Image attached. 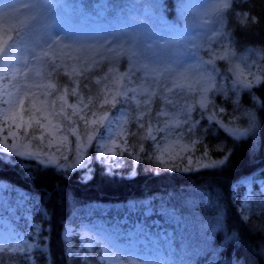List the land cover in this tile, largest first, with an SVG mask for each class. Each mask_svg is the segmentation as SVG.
<instances>
[{
    "label": "trees",
    "instance_id": "16d2710c",
    "mask_svg": "<svg viewBox=\"0 0 264 264\" xmlns=\"http://www.w3.org/2000/svg\"><path fill=\"white\" fill-rule=\"evenodd\" d=\"M63 5L55 6L56 1L45 5L44 21L42 24L28 22L25 27L29 44L38 42V33L43 27H57L69 19L75 28L80 25V9L96 21L89 19V30L79 34L73 47L79 45H95L101 39L117 38L125 48L134 49L141 64L153 63L156 67H171V62L178 58L181 63L198 59L207 60L206 48H213L216 52L221 49L218 44L210 43L213 37L218 36L220 25L214 23L216 16L207 14L218 0H62ZM0 3V33L15 36V29L20 27L14 13V6ZM39 7V6H37ZM65 7H68L66 10ZM102 9L104 10L101 15ZM233 9L236 12H249L259 18V23L252 26H241L231 10L225 12L227 17L225 30L231 34L230 51L236 55L232 63L217 60V67L224 76L230 79L216 78V85L228 90L227 96L221 93H210V99L218 105L214 111L222 107L223 120L234 122L236 126L243 124V118L234 120L245 109H250L256 115L262 127L254 137L246 140H234L217 124L205 118L200 119L197 125L199 146L209 152L213 162L223 159L227 153V161L222 165L205 168L199 172L178 173L170 172L162 167L153 158L154 147L148 156L140 151V146L153 144L150 140H140L143 129L135 122L139 111H132L126 116L128 149L119 158L121 166H109L106 161L99 159L98 152L93 146L84 157L77 160L74 155L76 140L68 131L69 121L61 115L52 116L61 123L70 140V148L64 154L61 164L56 167H46L38 162L12 158L0 164V182L9 184L13 194L18 190L25 192L29 198L26 203V213L20 208L18 226L25 232L39 233L37 242L42 240V250L46 259H34L29 264H80L76 257L67 253L68 244L63 238L67 226H77L96 216L98 208L108 209V220L122 219L129 211L132 202L151 200L153 214L147 218L149 222L158 221L172 231L177 239H187V259L190 264H264V205L261 207L259 188L256 186V199L253 201L251 213L245 219L240 209L245 189L239 185L243 178L254 175L255 178L264 177V109L259 105L253 107L247 90L241 89L233 95V73L237 65L248 64L259 70L264 63L261 59L264 54V0H234ZM215 29V31H214ZM225 44L229 41L225 39ZM113 48L119 45L113 43ZM194 54V55H193ZM96 57L95 53H90ZM101 61L99 68L83 75L73 73L70 78L64 72H72V67L82 62L70 56L57 54V64L63 67L53 71L51 64L43 65L40 69V78L44 84L53 83L56 89L45 97V88L33 87L24 99V118L34 126L32 133H38L36 121L42 114L36 109L47 107L52 110L51 101L57 96H64V88H68L65 96L68 105L77 103L78 97L71 94L75 87L72 80L80 82L77 89L87 103L91 96L93 105L96 104V93L103 92L105 81L100 84L95 80L108 72L111 66L108 59L96 57ZM130 62L127 57L114 65V71L121 74L128 70ZM210 68L211 66H206ZM232 71H228V69ZM52 73L48 77V73ZM140 73H138L139 75ZM114 76V72L112 74ZM85 76L88 77L85 80ZM24 82L25 78H20ZM89 84V89L84 84ZM256 96L264 101V86H255L252 89ZM189 102H194L196 96H190ZM239 100L241 109L233 111V100ZM47 100L48 104L43 102ZM157 103H159L157 101ZM183 103V101H181ZM79 105V104H77ZM93 105H90L92 110ZM157 104L152 105L153 116ZM61 107L67 111L60 99L56 100L55 111ZM120 107V105H119ZM126 107V106H125ZM171 108V106H169ZM111 109V108H108ZM112 110V109H111ZM202 111L197 107L193 117ZM69 117L84 131L83 122L78 116ZM164 120V117H160ZM145 123L148 117H145ZM155 124V120L152 121ZM135 132L136 136L131 133ZM223 148L225 152L219 149ZM134 159H129V153ZM67 157V159H65ZM80 166H77V164ZM131 166V168H130ZM237 195V201L234 196ZM13 202V200H12ZM264 204V203H263ZM167 208L177 221H169V216L159 214L160 207ZM171 214V215H172ZM35 225V228L33 227ZM236 239L230 244L232 238ZM76 245H78L76 241ZM13 253L1 251L0 259L4 264H12L9 259Z\"/></svg>",
    "mask_w": 264,
    "mask_h": 264
},
{
    "label": "snow or ice",
    "instance_id": "6c2138e0",
    "mask_svg": "<svg viewBox=\"0 0 264 264\" xmlns=\"http://www.w3.org/2000/svg\"><path fill=\"white\" fill-rule=\"evenodd\" d=\"M233 3L234 0H218V2L215 3L207 13L216 16V20L213 22L220 25L218 36L211 38L209 42L218 44L221 51L216 52L213 48H206L205 54L208 55L209 58L206 61L201 60L191 69H186L182 72H177L167 66L158 68L151 62L141 64L138 59H133L137 56V52L134 49L125 48L117 38L108 40V38L105 37L95 45L82 44L73 47L71 45H65L61 40L49 36L44 40L43 44L32 42L30 45L25 27L29 20L35 19V17L26 18L24 21H21L20 27L15 29V36L11 34L0 35V73L3 74L4 79H8V74H11V79L3 88L2 94H0V115L4 117L6 122L9 120L15 121L17 118V105H19L20 112L24 111V99L22 98V94L23 96H27L33 87L45 88L46 91L43 94L47 97L56 89L55 84H44L43 79L37 80L31 78V83H28L27 80L30 79V77L28 76V72H25L24 69L28 68L29 64L35 63L36 65L35 69H29L30 72L38 71L43 65L47 64H51L53 71H56L63 67V65L57 64L55 59H51V57H55L57 54L70 56L72 59L82 62L83 64V66H81L80 63L74 65L72 67V72H64V75L71 78L73 73L76 75H83L84 73L99 68L101 61L96 57H103L109 60L111 66L108 67V72L104 76L95 80V83L100 84L101 79L107 81L110 78H112L114 82L126 81V83H123L122 86H118L115 92L105 84L106 91L96 93V104L93 105L91 96L89 97L88 102L85 103L83 96L78 95L77 89L79 88L80 82L73 79L72 83L75 87L71 89V94L77 96L78 100L77 103L70 105V107L73 109L71 116H79V120L84 124L83 136L86 138L87 142L91 144L94 139L96 140V144L93 146L94 151L98 152L100 157H106L109 153L111 156L117 157V159L112 162L114 167L121 166L122 161L119 159V155H122L123 153L118 154L113 151L108 146L107 141L113 140L114 137L127 133L128 121L124 120L123 117L127 116L132 111H139V115L136 117L135 122L140 129L144 130L141 132L139 139L155 142V145L149 144L145 147L142 144L140 146V151L144 153L145 157L148 156L154 146L157 149L160 148L161 140L157 139V134L161 132L164 133V137L161 139L167 140L174 135L175 129L183 128V131L176 134L179 138H183L187 134L189 140H191L193 144L201 142L200 138L197 136V125L199 124L200 119L205 118V116L209 122L217 124L234 140H246L250 137H254L258 134L262 125L257 120L253 111L250 109L243 110L240 115L233 117L234 120L243 118V124L240 126H229V124L223 122L222 118L219 120L216 119V112L213 110L216 109L218 105L209 99L207 95L208 92H213V94L221 93L227 96L228 90L217 86L216 78L230 79V77L224 76L221 73L220 68L217 67L216 61L223 60L226 63L231 64L232 58L236 55L235 52L230 51L231 34L225 30L227 27L225 23L227 17L224 13L231 10V15L236 18V21L241 26H252L259 23V18L255 15H251L249 12H236L233 9ZM225 39L229 41V44L224 43ZM113 43L119 45V47L113 48ZM37 48L40 49L39 52L36 51ZM21 52L26 53L24 59H21ZM90 53H95L96 57L91 56ZM123 57H127L131 66L127 71L113 77L114 65L118 64L119 60ZM261 59H264V54H262ZM206 66L211 67L208 68ZM238 68L239 65H237V69ZM228 71L232 70L229 68ZM192 72H196L197 74L195 80L191 79ZM138 73L140 74L138 75ZM234 74L237 78L232 82L233 87L231 91L233 95L235 96L241 89H245L247 90V94L253 107L259 105L264 109V101H261L260 98L256 96L255 92L252 91L254 86H264V63L259 65V70L257 72H252L251 67H249L250 79H241L239 72ZM51 75V72L48 73L49 78ZM20 76L25 77L24 82L19 81ZM204 77H206V79ZM87 79L88 77L85 76V80ZM197 86L199 87V97L194 102H189L188 98L197 91ZM84 88L89 89V84L85 83ZM63 91L64 96H57L56 99L51 101V111H49L47 107L36 109V111L41 112L45 119H47L48 116L63 115L64 119L69 121L70 126L68 127V131H70L72 135H75L78 141L74 155L79 161L82 159L81 152L83 151L82 145L79 143V141H81V134L77 132L75 127L71 126L75 122L64 112L63 107H61L59 113L55 111L57 99L64 100V103L67 104L65 96L68 94L69 90L65 87ZM89 91L91 90L89 89ZM141 97H143V99H141ZM157 101L159 103H157ZM181 101H183V103H181ZM43 103L45 105L48 104L47 100ZM77 104L82 105L83 108H89L90 105H93L90 116L87 112H83V109L78 111ZM109 104L112 109H116L111 117L109 115L110 110L105 107ZM153 104H157L154 116L152 109ZM232 104L233 111L239 112L241 109L239 100H233ZM117 105H120V107L117 108ZM169 106H171V108H169ZM197 106L204 111H200L198 116L194 118L192 113L197 111ZM219 111L224 112L225 109L220 107ZM169 115L175 118L174 123L169 119H160V117H167ZM146 116L148 117L147 123L144 122ZM180 117L183 118L182 121ZM153 120H155V124L152 123ZM36 123L40 128H45V125L41 124L39 120H37ZM89 124L96 125V127H92L90 130L88 127ZM30 126L31 125L29 124V127ZM48 127L59 132L61 124H53L49 119ZM101 128H103V132L99 131ZM97 133H99L98 137L96 135ZM131 134L136 136L135 132ZM33 138H35V133H33ZM42 138L43 137L41 136V139ZM101 141H104V143H101ZM61 142L65 144L68 143V136L62 135ZM124 143L125 147H127V142L125 141ZM0 147L17 156L36 155V153L33 152H22L15 147L9 148L7 138H5V143L0 145ZM219 150L225 152L223 148H220ZM227 158V153L225 152L223 159L214 161L212 165L205 164L203 166L212 167L222 165L226 163ZM65 159H67V157H65ZM129 159H134L131 152L129 153ZM156 160L160 163H165L161 157H156ZM190 162L191 157H189V163ZM2 163L3 161L0 160V164ZM77 166H80V164L78 163ZM165 166L167 167L166 163ZM246 183H255V180L246 181ZM0 190H5L2 188V185H0ZM259 195L261 200H264V185L261 186V193ZM249 203L250 197H246L245 201L240 205L241 209H246ZM141 210V214L144 216L145 220H147V218L154 212V208L150 202L133 203L128 209L130 213ZM159 214L170 216L172 213H170L167 208L161 206ZM33 227L35 228V225H33ZM77 228L80 229L79 232L77 231ZM77 228L71 229L69 240L71 235L80 236V253L76 254L80 264H90V261L92 260H96L97 264H106L104 255L101 252L95 251L105 239L103 233L98 230V226L95 223H89L77 225ZM0 231H2V226H0ZM114 231L119 233L118 224L116 228H114ZM143 232L144 226H138L136 235L143 234ZM96 236L101 237V240L98 241L93 238ZM38 237L39 233H36L35 236H30L29 239L34 241L32 244H27L25 242L24 247L14 250V254L9 257L12 264H29V261L34 259H46L42 250V240L36 242ZM128 238L130 240L132 239L131 233L128 234ZM235 239L236 237H233L230 244ZM4 243H8V241H4ZM108 251L113 260H119L117 253L120 251V246L113 244L109 247ZM120 255L123 256V253H120ZM123 259L126 261V264H139L135 256L131 253L127 256H123ZM0 264H4L2 259H0Z\"/></svg>",
    "mask_w": 264,
    "mask_h": 264
},
{
    "label": "rangeland",
    "instance_id": "374dc122",
    "mask_svg": "<svg viewBox=\"0 0 264 264\" xmlns=\"http://www.w3.org/2000/svg\"><path fill=\"white\" fill-rule=\"evenodd\" d=\"M0 2L5 4H16L14 6V13L16 18H18V22L24 21L26 18L35 17V19H30V22L35 24H42L44 21L45 14V5H47L49 0H0ZM62 5V2L58 0L55 6ZM39 6V7H37ZM103 13V12H102ZM81 16V11H80ZM88 19L87 16H82L81 25L82 28H87ZM79 31L74 30L68 20L57 27H43L42 32L38 33L39 43L43 44L44 40H46L49 36L53 37L57 40H61L64 43H72L75 41V36ZM0 35H2L0 33ZM37 52L40 51L39 48L36 49ZM21 59L26 57L25 52L20 53ZM201 60H191L184 63H181L178 58L171 62V67H175L178 72L185 71L186 69H191L193 66L197 65ZM249 67H251L252 72H257L258 70L251 65L242 64L239 68H236V72H239L240 78L250 79L249 76ZM35 63L29 64L28 68H25L24 71L28 72L29 77H39L40 69L38 71H29V69H35ZM233 73V80L237 77ZM121 74L119 71L114 72V76ZM24 77V76H20ZM19 77V78H20ZM197 78L196 72L191 73V79L195 80ZM206 79V77H204ZM11 79V74H8V79L3 78V74L0 73V94H2L3 88L8 84V81ZM125 82L115 81L112 79L110 83L107 84V87L112 89L113 92L116 91L118 86H122ZM258 86V85H257ZM255 87V86H254ZM104 91L106 89L104 88ZM211 92H208L207 95L209 97ZM199 97V87L197 86V91L192 95ZM143 97H141L142 99ZM66 99V97H65ZM210 99V97H209ZM67 100V99H66ZM63 105L68 109L64 111L67 115H69V111L72 113L73 109L62 100ZM118 106V105H117ZM106 108H112L111 105H106ZM198 107V106H197ZM83 109V112H87L90 116L91 108H83L82 105H77V110L80 111ZM110 117L116 111V109H109ZM202 110V109H201ZM17 118L15 121L9 120L5 121L4 117L0 115V145L5 143V138H7V143L9 148L15 147L22 152H33L36 155L33 156H17L13 153L7 152L6 149L0 147V157L4 158L6 161H11L12 158H20L25 160L36 161L46 167H56L61 164V161L64 157L66 151L70 148V140L68 137V143L61 142V136L67 135L64 131V128L61 124V129L59 132L54 129L48 127V120L50 119L53 124L59 123L54 117L48 116L47 119L43 118L42 114L39 116L38 120L41 124L45 125V128H40L38 125V133L35 134V138H33L32 130L34 126L32 123L28 122L24 116L23 112H20L19 105H17ZM204 111V110H202ZM195 112L192 113V115ZM46 115V113H45ZM63 118L64 116L61 115ZM79 118V116H78ZM223 119V112H216V119ZM126 120V116L123 117ZM165 119L171 120L173 123L175 122V118L171 115L167 116ZM182 121V117H180ZM224 122V121H223ZM225 123V122H224ZM29 124L31 125L29 127ZM229 126L235 125L234 122H226ZM84 126V124H83ZM162 126V125H159ZM236 126V125H235ZM91 130L92 127H96V125H88ZM77 132L81 134V143L83 151L81 152L82 157L84 154L96 144V140L94 139L91 144H89L86 138L83 136V132L80 128L75 127ZM103 132V128L99 130ZM118 131V129H117ZM183 131V128L175 129L174 135L167 140L161 139L164 137V133H158L157 139L161 140V146L157 149L154 146L153 158L156 160V157H161L162 160L166 163H160L163 168L169 170L170 172H178V173H193L199 172L205 168L212 167H204L203 165L208 164L212 165L213 160L208 151L202 150L199 146V142L193 144L191 140H189L188 135L186 134L183 138H179L176 134ZM97 137L99 133L96 134ZM41 136L43 137L41 139ZM76 143H78L76 136L74 135ZM127 142V147H125V143ZM154 145L155 142L151 141ZM104 143V141H101ZM108 146L118 154L124 153L128 149V140L127 133L121 134L118 137H114L113 140L107 141ZM98 157L101 160L106 161L109 166H113L112 162L117 159V157L111 156L109 153L106 157H100L98 153ZM121 155H119V158ZM189 157H191V162L189 163ZM54 161V162H53ZM188 169V170H185ZM255 180L252 177L246 178L241 182V186L245 188L244 200L246 197H250V203L247 205L246 209H241L240 212L242 216L246 219L248 215L251 213L253 208V201L256 199L255 194V185L258 186L261 193V186L264 185V178H260L255 180V183H246V181ZM2 188L5 190H0V226H2V231H0V252L1 251H9L14 254V250L17 248H21L25 246V242L27 244H32L34 241L29 239L30 236H35V233L25 232L18 226V221L20 219L19 215L16 214L17 209L20 208L25 212V216L28 217L26 213L25 205L28 201L27 195L23 191L16 192V195L12 194L11 187L3 182H0ZM14 198V202L11 200ZM236 200V196L234 197ZM143 202H150V200H146ZM242 202V203H243ZM133 203L132 202L130 206ZM263 202H260L259 205L263 207ZM129 206V207H130ZM141 211L128 213L126 217L123 219L117 220H108L106 219L108 209L106 207L98 208L95 211V215L92 218L88 219L82 224L95 223L98 226V230L103 233L104 240L100 243L99 248H96L95 251L101 252L105 257L106 264H126V261L123 259V256H127L129 253L133 254L139 264H190L187 259V248L189 245V241L187 239L183 240L182 238H178L179 245H176V238L173 236L172 231L167 227L163 226V223L153 221L151 223L148 220H145L144 216L141 214ZM169 221H177L174 215H170L168 217ZM176 223V222H175ZM117 224L119 225V233L114 231ZM144 226L143 234L136 235L138 226ZM152 225L154 228H152ZM77 228V226H67L63 232V237L68 244L67 253L76 257L78 253H80L81 248V239L79 235H71L69 240V234L71 229ZM79 232L80 229L77 228ZM132 234V239L128 238V234ZM96 240H101V237L96 236L93 237ZM4 241H8V243H4ZM76 241L78 245H76ZM37 242V240H36ZM120 246V251L117 253L119 260H113L111 254L108 249L111 245ZM123 253V256L120 255ZM90 264H97L96 260L90 261Z\"/></svg>",
    "mask_w": 264,
    "mask_h": 264
}]
</instances>
